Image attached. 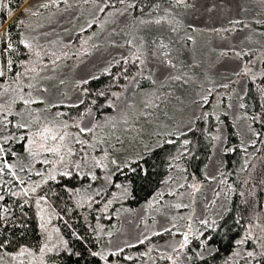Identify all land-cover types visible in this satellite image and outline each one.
I'll return each mask as SVG.
<instances>
[{
	"label": "rangeland",
	"instance_id": "374dc122",
	"mask_svg": "<svg viewBox=\"0 0 264 264\" xmlns=\"http://www.w3.org/2000/svg\"><path fill=\"white\" fill-rule=\"evenodd\" d=\"M172 1L170 6H161L152 16L135 19L129 5L118 9L106 7L112 0H68L67 4L58 0V6L51 4V0H28L4 27L0 26V33L23 12V39L30 41L38 51L55 53L51 59L60 57L54 72L50 59L46 57L43 60L49 65L45 74L54 77L51 82L44 81V85H57L50 87L46 94V99L52 104H79L84 97L83 86L87 84L83 81L97 78L136 53L145 59V75L150 78V85H140L142 75H137L119 98L111 115L98 120L91 113L81 121L89 126L98 123L97 135L108 137L104 147L115 145V150L109 149V159L116 158L118 162L139 160L166 140L189 132L198 119H213L217 127L213 132L212 155L205 169V181H189L183 164L176 162L167 183L158 191L165 193L163 204L183 202L189 205L188 208L179 211L162 208L152 198L133 210H112V216L117 219L104 217L98 226L102 249L106 252L134 248L144 240L142 245L146 244L150 251L173 257L171 262L188 264L187 248H179L181 235L165 233L166 239L160 240L162 237L155 233L171 228L173 224H176L174 232L183 233L188 230V218L191 217V231L195 236L200 230H206L199 224L200 219L217 223L228 209L230 191L222 179L227 144L226 119L235 126L245 151L256 144L257 133L242 108L249 80L264 78V0ZM45 3L49 4L48 8L42 7ZM101 7L105 8L104 12L99 11ZM25 9L28 10L25 12ZM157 20L161 23H155ZM90 23L92 28L88 27ZM155 40L168 45L162 51L171 53V59L177 65L175 69L163 67L161 57H153L155 45L152 42ZM176 75H180L182 80L168 79ZM60 80L64 81L62 85ZM152 80L156 81L155 84ZM56 111L60 110L52 109L53 114ZM149 113L146 119L145 115ZM117 137L123 141L122 144L117 142ZM15 163L18 173L21 164L33 162L25 156ZM38 165L33 171L40 168ZM114 167L109 164L108 172L91 168L101 177L91 191L95 193L100 188L103 194H107L114 175L111 182L104 177ZM89 170V167L83 169L84 172ZM193 183H198L200 188L194 196L189 195L193 189L187 186ZM179 184L186 186L179 188ZM173 191L183 195H167ZM110 193L112 205L124 196L122 189H114ZM149 202H152V207L148 206ZM181 216L184 219H180ZM252 224H264V212ZM251 230L254 238L264 236L259 228ZM190 239L191 243L197 241ZM262 243L264 241L255 239L252 242L257 253L255 259L247 257L246 252L252 249L246 244L236 249L240 255L233 254L231 262L246 258L251 263L261 259L259 264H264V256L259 255L264 252ZM152 258L145 252L135 258L138 262L132 257L131 260L135 261L133 264H152L156 257ZM29 260L30 257L13 259L0 253V264H21V261L29 264ZM115 260L117 257L113 258V264H126ZM33 264H38V261Z\"/></svg>",
	"mask_w": 264,
	"mask_h": 264
},
{
	"label": "trees",
	"instance_id": "16d2710c",
	"mask_svg": "<svg viewBox=\"0 0 264 264\" xmlns=\"http://www.w3.org/2000/svg\"><path fill=\"white\" fill-rule=\"evenodd\" d=\"M27 1L1 0V28L9 22L13 14L21 10ZM103 1L107 2L109 0ZM172 3V0H124V3L121 4L119 0H112L111 7L118 9L126 5H134V7H131L133 17L139 19L152 16L158 12L161 6H170ZM22 14L23 12L4 28V30H9L10 35L15 40L23 39L24 24L18 23ZM21 50L23 51L22 46ZM136 55L140 56V61H143V63L136 61V66H133L131 61L135 60ZM125 60L129 62L125 63ZM146 65L145 59L139 53L119 61L108 72L90 80L83 86L84 103L79 108L69 109L64 107L59 110L68 113L69 116L74 118H77V113H84L82 117H78L81 121L91 113H94L98 120H102L113 113L119 98L134 80L132 77L141 74L140 85H150V81L145 75ZM125 69L129 71L126 72ZM109 103L113 107L109 108ZM242 110L248 116L257 133V141L253 147L245 151L235 126L230 120L226 119L227 144L224 152L225 164L222 179L225 180L227 189L230 191V199L227 211L217 222L219 227H217L215 232H211L222 251L219 255H216L214 248H205L200 246L199 241H194L187 248L188 264H225L226 258L227 264H259L262 262L260 261L261 259H256L251 263L250 260L248 261L245 258L232 263L233 254L227 246V240L219 243L226 232L229 237L244 234V228H238L236 225L237 220L242 225L247 226L249 222L252 223L258 215L264 212V78L249 80ZM62 118L64 120L68 119V117ZM216 127L213 119L207 121L203 120V118L198 119L189 132L180 137H172L170 140L173 143H166V141H169L166 140L161 146L145 154L144 157L148 160V163L144 167L152 171L150 183H145L144 180L139 179L132 173H129L128 176L117 173L113 176L112 183L108 186L107 194L104 193L101 197H95V193L91 191L92 188L88 187L89 182L87 180L73 179L70 182V186L81 188V192L71 196L54 182L43 185L37 190V193L31 194L29 197L11 196L9 189L19 192L23 187L15 181L11 184H0V195L5 196V201H0V205L9 209L8 213H2V209H0V214L6 216V219L2 222L3 227H0V239L7 235L8 239L13 241L6 249L0 250V253L12 258L21 246L36 250L47 242L49 247L52 244H56L58 249L61 248L59 249L61 254H57V252L47 254L45 256V264H77L75 259H69L62 254L64 245L60 243L61 238L68 241V245L73 251H82L80 242L76 241L75 237L71 235L75 231L89 237L90 247L98 238L102 249V237L98 234V226L102 222V218L111 216L113 217L111 220H116L117 217L111 214L112 210H133L151 200L164 186L176 162L183 164L184 174L189 181L204 182L205 169L212 155L213 132H215ZM184 140H188L189 143L185 145ZM38 167L41 168L42 166L38 165ZM18 175L25 177L30 175V173L25 170L24 172H18ZM129 177L132 180L131 183L129 182ZM2 179L11 180L12 178L5 176ZM32 180L39 181L40 177L33 175ZM113 183L124 185L131 195H124L119 198V201H115V204L111 205L106 213L97 211L96 209L102 207L103 203L111 197L108 193L117 189L112 186ZM42 194H47L48 197V205H42V207L45 209L43 213L45 218H51V224L47 226L48 233H51L53 237L50 242L47 241L48 233H43L40 229L41 221L38 215L40 209L35 205V199ZM89 196L95 197L101 203L92 204L90 208ZM25 199L28 200L27 204H23ZM81 204L83 206H80ZM97 216L100 217L99 220L95 219ZM116 223L118 225L119 222ZM68 225L71 227H68ZM54 227L60 229L59 234L52 232ZM205 231L207 233L208 230ZM161 237L160 240L166 239L165 235ZM145 252L149 253L151 258L152 256L156 257L152 264H183L171 262L165 254L150 251L146 244L124 250L115 261L117 263L133 264L135 261L138 262L135 258L138 259ZM126 256L134 258L135 261L125 259ZM200 256H203L204 260H201ZM79 264H95V261L85 254L84 259L80 260Z\"/></svg>",
	"mask_w": 264,
	"mask_h": 264
},
{
	"label": "snow or ice",
	"instance_id": "6c2138e0",
	"mask_svg": "<svg viewBox=\"0 0 264 264\" xmlns=\"http://www.w3.org/2000/svg\"><path fill=\"white\" fill-rule=\"evenodd\" d=\"M61 2L67 4L68 0H61ZM87 2V0H85ZM121 4L124 0H119ZM182 2V0H177V3ZM51 4L58 6V0H51ZM111 3H107L106 7H111ZM31 5H29V8ZM44 8H48L49 4L45 3L42 5ZM129 7H134V5H129ZM28 9H25L26 12ZM100 12H104L105 8L101 7ZM119 14L123 15V12ZM18 23L23 25L22 20H18ZM155 23H161L160 20L155 21ZM2 24V21H0ZM89 28L93 25L90 23ZM173 31H176L174 28ZM188 40H192V37H188ZM129 44L132 42L129 41ZM155 45V51H153V57H161L160 63L165 68L175 69L177 67L176 63L171 59V53L169 51H162L167 49L168 45L163 43L162 40H155L152 42ZM21 46L23 51L21 50ZM51 56H55V53H47L36 50L32 43L25 39L15 40L9 33L8 29H5L3 33H0V184H11L13 181L22 185L21 191H12L9 189L11 196L17 197H29L31 194L37 193L43 185H48L50 182H54L60 185L64 192L68 193L70 196L73 194H79L81 188L75 186H70V182L73 179L76 180H87L89 182L88 187L92 188L96 181L101 179L99 175L91 171V168L99 169L108 172V165L111 164L114 167L112 172H110L104 179L111 182L112 176L117 173H122L128 176L129 173L135 174L136 177L145 181V183L151 182L152 171L149 168L144 167L148 163V160L142 155L139 160L133 159L129 162H118L116 158L109 159L111 153L109 149L115 150V145L108 144V147H104L108 143V137H100L97 135V130L100 127L98 123L89 125H84L78 117H82L84 113H77L76 117L69 116L68 113L63 111H56L52 113V109H62L67 107L79 108L81 104L84 103L83 100L79 104H64L56 103L52 104L46 99V94L49 93L50 87H57L55 84L44 85V81H53L54 77L51 75H46L49 65L43 63L44 58H49L52 71H55V66L57 60L51 59ZM136 61H140V56L136 55L135 60L131 61L133 66H136ZM129 61L125 60V63ZM143 63V61H140ZM128 72V69H125ZM130 74V73H129ZM135 79V77H132ZM150 79V78H149ZM170 80L181 81L182 77L180 75L168 77ZM155 84L156 81H151ZM185 83L187 81H184ZM63 80L59 81L62 85ZM83 83H88L87 80ZM103 95V94H101ZM115 95V93H113ZM95 103V101H93ZM146 106H149L146 104ZM158 107V105H152ZM109 108L113 107L111 103L108 105ZM51 114V118H49ZM147 115L145 118L147 119ZM61 117H68L67 120L60 119ZM118 143H123L116 138ZM166 143H173L169 140ZM188 140H184V144H188ZM96 153V155H93ZM26 157L31 158L32 164L25 165L21 164L19 166V171L24 172L26 169L29 173L28 176L21 177L17 173V164L14 163L16 160H23ZM107 162V163H106ZM36 164L41 165L40 169H35ZM89 167L88 172H84L83 169ZM127 170V171H125ZM40 177L39 181H33L32 176ZM5 176H10L11 180L2 179ZM59 178V179H58ZM129 182L132 180L129 177ZM167 183V181H165ZM113 187L117 189H122L125 196H130L131 193L124 185L119 183H113ZM185 184H179V188H184ZM193 189V192L189 195L194 196L196 192L200 191L199 184L193 183L187 185ZM177 191L168 192L167 195L177 196ZM103 192L100 188L95 190V197H101ZM112 195V193H109ZM164 192H157L153 197V201L156 204H160L161 207L174 208L177 211L181 209H186L189 207L188 204L183 202H176L173 204H163ZM95 197L89 196L90 201L89 207L92 204H100L101 202ZM0 201H5V196L0 195ZM28 200L25 199L23 204H27ZM113 204V200L109 199L103 203L102 207L96 209L97 211L106 213L108 209ZM35 205L40 209L38 215L40 217V229L43 233H48L47 226L51 224V218H45V209L42 205H48L47 194L39 195L35 199ZM23 206V205H21ZM80 206H83L82 204ZM149 207H152V202H149ZM2 213H8L9 209L0 205ZM109 220L111 216L107 217ZM6 219V216L0 214V227H3L2 222ZM63 219V217H61ZM95 219L99 220L100 217L97 216ZM180 219H184L183 216ZM189 223L187 225L188 230L183 233L174 232L176 224H173L171 228H165L162 232H157L155 235L162 236L165 233L169 235L177 234L182 236V241L180 242V250L188 248L191 243L190 237L196 239L200 242V246L205 248L212 247L216 255L222 251L216 238L211 235V232L217 230L216 221H209L207 219H200L199 224L203 229L208 230L207 233L204 230H200L198 235L193 236L191 231L192 223L191 217L188 218ZM238 228H244L246 235H237L235 237H229L227 232L224 237L221 238L219 243H223L225 240L228 242V247L234 255H240L239 251L236 249L242 245H249L246 252L247 257L255 259L257 256L256 251L253 248L252 242L264 241V236L257 235L253 237V228H259L262 233H264V224H252L249 222L247 226L242 225L239 220L236 221ZM68 227H71L68 225ZM102 230V229H101ZM95 231V229H94ZM52 232L56 234L60 233L59 228H53ZM75 237L76 241H79L82 245V251H73L69 245L68 241L61 238L60 243L64 245L63 255H66L69 259H75L77 264L79 261L84 259L85 254L91 257L95 264H113V258L119 257L123 249L118 251L106 252L100 248L99 239L97 238L95 243L89 246V237L83 236L75 231L71 233ZM111 235V233H109ZM53 237L51 233L47 234V241H52ZM147 239V237L145 238ZM13 241L9 240L7 235H4L0 239V250L6 249L9 244ZM139 243L143 244L144 240ZM134 246V245H133ZM264 247V243L261 244ZM175 251V249H174ZM57 252L61 254L56 244H52L49 247L47 242L43 243L38 249L32 250L26 246H21L16 254L12 256L13 259L18 257H30L29 264L38 261V264H45V256L49 253ZM11 255V254H10ZM260 256H264V252L259 253ZM204 260L203 256L199 257ZM125 259H131V257H125ZM169 260H173V257L169 256ZM23 264V261H21ZM227 264V258L225 260Z\"/></svg>",
	"mask_w": 264,
	"mask_h": 264
}]
</instances>
